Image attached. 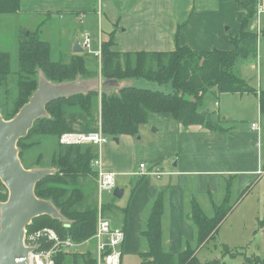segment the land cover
I'll list each match as a JSON object with an SVG mask.
<instances>
[{"label":"crops","instance_id":"0c3cea01","mask_svg":"<svg viewBox=\"0 0 264 264\" xmlns=\"http://www.w3.org/2000/svg\"><path fill=\"white\" fill-rule=\"evenodd\" d=\"M260 1L264 7V0ZM257 4L258 0H21L18 12L46 13L49 18L61 19L66 48L57 59L62 56L61 59L69 61L72 54H84L88 70L86 76L93 77L92 82L99 80L90 88L99 93L96 110L97 120H101L102 94L134 84L130 80L132 78L120 81L105 78L102 72L104 43L113 41L112 48L120 52H168L177 45L189 46L196 51L215 48L231 51L234 46L232 39L241 33L242 22L247 15L250 16L246 22L247 30L259 35L262 29L264 34V27L258 30L256 25H259L260 15L264 14V11L258 13ZM32 32L39 35L35 30ZM85 33L92 36V45L96 51L101 50L100 56L87 50L74 52L75 41L79 38L82 45L81 38ZM16 46L19 58V40ZM92 60L100 64L97 74L89 68ZM15 68L18 69V64ZM37 73L41 74L40 69ZM80 76L84 75L78 78ZM89 80L82 81L88 83ZM148 86L159 88L151 83ZM249 86L250 91L233 95H239L247 105L256 103L257 120L252 122H259L257 129L250 127L245 131L235 123L227 126L225 121L231 115L226 111L219 120H215L211 113L212 119L220 121L224 128L219 131H212L201 124L185 126L169 113H151L147 123L155 125L158 131H153L152 136L147 125L140 127L135 135L112 136L114 140H108L100 148L85 144L94 147L96 157L100 154L106 170L117 173L115 189L104 193L102 198H99L97 175H94L95 183L90 191L97 193L90 199L95 198L96 209L108 217L114 227L125 232L121 264L124 255H138L141 264L152 261L150 255L145 256L150 244L142 233L158 199L164 204V250L178 256L191 249L197 259L199 249L215 236L201 240L192 220L195 208L204 216L216 219L218 212L228 206L230 210L221 219L224 220L241 209L257 186L259 197L248 199L247 204L252 206L256 201L257 204L264 202V89L261 85L260 89ZM212 88L218 97L217 87ZM227 95L230 94H224L223 98ZM202 102L204 105V99ZM216 104L220 105L218 101ZM107 136L109 138L110 135ZM59 142L63 144L60 139ZM142 163L147 171L160 172V176L141 175ZM92 168L96 172L93 165ZM116 189H119L120 196L115 195ZM254 209L245 210L244 206L243 210L250 213V218H257L260 211ZM240 242L243 246L246 241ZM86 244L66 251L67 256L87 251ZM95 262L97 264L96 259Z\"/></svg>","mask_w":264,"mask_h":264},{"label":"trees","instance_id":"16d2710c","mask_svg":"<svg viewBox=\"0 0 264 264\" xmlns=\"http://www.w3.org/2000/svg\"><path fill=\"white\" fill-rule=\"evenodd\" d=\"M21 0H0V14L18 12ZM251 12L250 15H252ZM245 17L239 36L232 39L233 50L212 49L196 51L189 46L177 45L168 52H120L112 48L114 42L104 43L102 72L107 79L123 80L126 78H143L161 84L171 83L172 91L167 93L147 87L127 85L116 92H105L101 96L102 129L104 134L119 136L138 133L140 127L148 122L151 113H169L185 126L201 124L212 131L224 129L220 121H208L202 115L204 110L203 93L209 88L217 87V93H243L250 91L248 83L237 74L241 60L249 53L257 51L259 31L247 30ZM87 54V53H86ZM62 58V56H60ZM84 54H72L69 61L54 59L49 41H44L35 32L23 29L19 38L18 69L13 68L9 52L0 51V111L5 119L12 118L19 109L29 101L37 90V70L40 69L46 79L52 82H65L87 75ZM16 75V77H15ZM15 87L9 88V77ZM196 99H189L186 94ZM99 93H77L47 105V115L37 119L28 135L18 141L19 156L26 168V154L41 144L36 137H50L58 140V146L52 153V165L62 173L80 172L81 176H96L92 160L96 151L92 145L60 144V136L65 132H91L97 129L94 108L99 105ZM77 124V125H76ZM79 125L78 128L75 127ZM40 153L32 165L42 166ZM61 179V178H60ZM59 175L50 173L40 180L36 195L51 201L62 215V219L44 214L33 219L27 227L28 232H36L48 227L54 229L61 238L70 237L76 243L91 238L97 227L98 210L96 207L84 206V192L80 188L69 190L67 182ZM63 184V186H59ZM8 189L0 179V202L7 200ZM159 200V199H158ZM155 204L148 219L147 229L143 233L150 244L152 261L148 264H201L195 252L187 249L178 256L167 253L163 248L162 216L164 204L161 200ZM230 210L226 206L216 219L204 216L195 208L192 216L201 240H208L217 233L222 218ZM123 245V244H122ZM48 243L42 244L47 248ZM81 252V251H80ZM83 253V252H81ZM84 264H96L91 251ZM57 264H66L67 252L56 257ZM74 264H78L75 260Z\"/></svg>","mask_w":264,"mask_h":264},{"label":"rangeland","instance_id":"374dc122","mask_svg":"<svg viewBox=\"0 0 264 264\" xmlns=\"http://www.w3.org/2000/svg\"><path fill=\"white\" fill-rule=\"evenodd\" d=\"M256 25L258 26V30L264 27V14L260 15L259 25L258 23H256ZM23 29H27V33L35 30L39 33V35L44 34L43 36H41V38L49 41V43L51 44L52 56L54 59H57L60 53L62 51H65L66 41L63 39L64 26L61 19L49 18L46 13L33 14L29 12H17L11 15L0 14V51L6 50L10 52L14 66L13 68H15L16 64L18 63L16 42L19 40L21 31ZM81 39L83 41V36ZM99 67L100 64L98 61H89V68H91V71L94 74H97ZM40 72L41 74L37 73L38 83L42 78H46L41 70ZM237 74L244 78L252 87L260 89L261 85V87L264 89V36L259 35L258 51H256L255 54L249 53V55L241 60L237 67ZM80 77L81 78H77L79 79V81L90 79L89 83H91V86L94 85L96 81V84H98L99 81L97 79L96 81H94V83L92 82L93 77L89 78L86 75ZM8 79L9 82H7V84L9 85V88H14L15 83L11 81L12 77L10 76ZM130 80H133L134 84L129 85L162 90L167 93L173 92L170 82L166 84L153 83L151 81L136 77ZM71 81L51 82L59 84ZM150 83L155 85V87L158 86L159 88L157 89L148 86L150 85ZM209 89V91H205L206 93L203 98L205 105L204 107L210 110L213 118L215 120H219L220 117L223 118L224 112L226 111L229 115H231L228 116L225 121V123H228L227 126H232L235 123L241 126L243 130L248 131V129L251 127V122L257 120V116H255L257 111L256 103L247 105L246 101L241 99L239 95H233L235 93L231 92L220 93L218 94V97H216L213 93V88L211 87ZM224 94L230 95H227L223 98ZM186 97L189 99H196L194 95L189 93L186 94ZM217 101L220 103V105L216 104ZM217 108L219 109V111L217 110ZM94 115L97 118L96 107L94 108ZM147 125L150 126V136H152L153 131H155L153 133L158 132L157 130H155L157 127L155 125H151L150 123H146L141 127L143 128ZM230 129L231 128L227 130ZM36 139L41 140V144L34 147V149L31 152L27 153L25 157L26 163L29 165V167H31L32 169H47L50 170L51 173H56L57 175H59V179L61 178L60 180L67 182V184L64 185L67 189L72 190L80 188L84 192L85 198L83 208L89 205L92 207L96 206L95 198L90 199L91 197L96 196L97 193L96 191L94 193V190L93 192L90 191L95 183V176H81L80 172L62 173V170L55 165H52L51 162L52 153L54 152L55 147L58 146V140L43 136L36 137ZM108 140L112 141L114 139L112 136H109ZM106 144L107 143H105L104 146ZM40 153L43 156V159L40 160L42 162V166L37 168V165L32 164L36 161ZM59 186H63V184ZM258 188L259 186L255 187V189L250 192V195L246 199L245 203L240 207L241 209H239V211H235V213H233L231 216H226V218L222 220V223L219 225L215 237L209 240L205 246H202L199 249L198 259L202 264H264V202L257 204L256 201L252 206H248L247 204L248 199L256 200V198L259 197ZM244 206L245 210L250 208L259 210L260 213H258L257 218H250V213H247L245 210H243ZM221 214L222 212L219 211L217 216ZM30 234L32 233L28 232L27 230L26 237ZM240 240L246 241L243 246H241V242L239 243ZM95 245V242L92 240L88 244H86L85 247H87V251H91L93 254H95ZM82 249L83 248H81L80 250ZM88 257H90L89 254H84V252H75L67 256L68 261L66 260V264H74L75 260L78 262V264H84L87 261ZM122 264L141 263L138 255H124Z\"/></svg>","mask_w":264,"mask_h":264},{"label":"water","instance_id":"95a60500","mask_svg":"<svg viewBox=\"0 0 264 264\" xmlns=\"http://www.w3.org/2000/svg\"><path fill=\"white\" fill-rule=\"evenodd\" d=\"M73 50L85 52L79 39ZM90 84L79 79L55 84L42 78L37 90L13 118L5 119L0 111V179L9 192L7 200L0 202V264L26 261L28 253L37 249L24 243L27 227L33 219L44 214L63 218L51 201L41 199L35 193L37 183L51 171L26 168L19 156L18 141L28 135L37 119L47 115L49 103L80 92L88 93L92 91ZM201 113L208 121L215 122L208 109ZM114 193L121 195L119 189Z\"/></svg>","mask_w":264,"mask_h":264},{"label":"built area","instance_id":"2783aa9c","mask_svg":"<svg viewBox=\"0 0 264 264\" xmlns=\"http://www.w3.org/2000/svg\"><path fill=\"white\" fill-rule=\"evenodd\" d=\"M258 13L264 11V7L260 0L257 6ZM82 46L89 53L101 55V50L96 51L92 45V36L85 33L83 35ZM253 129L259 128L258 122H252ZM63 144H94L97 147L103 146L108 142V136L102 130V122L98 120V129L91 132H68L60 137ZM93 167L97 172L98 194L102 198L104 193H111L116 187V172H111L105 169L103 160L98 153V156L92 162ZM140 174H156L160 176V172L147 171L144 163L140 164ZM125 232L121 228L114 227L111 220L98 211V222L94 235L82 243L74 242L70 237L61 238L60 235L51 228L44 227L33 232L24 238V243L27 247H37L36 250H31L25 260H20L17 264H57L56 256L61 252L73 251L83 243L95 242L96 252L92 253L95 256L97 264H121L122 244L125 241ZM108 240V241H107ZM48 243L47 248L42 247V244Z\"/></svg>","mask_w":264,"mask_h":264}]
</instances>
